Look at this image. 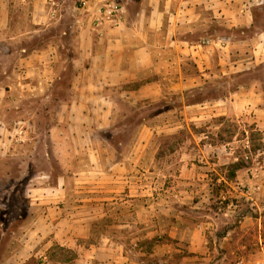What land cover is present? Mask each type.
<instances>
[{"label": "crops", "instance_id": "0c3cea01", "mask_svg": "<svg viewBox=\"0 0 264 264\" xmlns=\"http://www.w3.org/2000/svg\"><path fill=\"white\" fill-rule=\"evenodd\" d=\"M215 1L31 0L32 32H38V27L55 13L66 11L67 6L71 8L79 48L74 62L83 66L75 76L78 99L68 107L79 117L88 110L89 98L96 100V111L103 113L99 119L107 125L113 111L112 91L120 90V96L136 100L165 96L168 90L183 95L184 89L214 78L216 64L222 76L248 70L250 59L240 54L237 59H230L225 41L217 42L208 36V23L214 22L215 13L225 15L230 11V8L217 9ZM17 2L0 0V43L17 38L15 34L20 28ZM231 2L220 0L223 6L232 5ZM110 4L118 7L112 15H109ZM234 12L239 17L237 24L252 23L249 18L252 10L247 4L242 3ZM201 27H206V37L199 41L197 34ZM256 48L257 57L253 60H264L261 34ZM22 52L23 61L32 65L51 62L55 57L50 48L45 47L31 51L22 49ZM189 63L194 66L192 72L186 69ZM50 79L37 72L32 81L38 85L49 83ZM134 82L141 84L134 89L127 87ZM254 89V95L260 99L252 107L253 119L258 128L264 129V100L261 99L264 86ZM247 90L244 87L234 95L230 93L232 97L239 95L238 99L227 98L228 103L223 107L210 106L209 113L242 115L248 112L250 105L243 100ZM1 96L2 93L0 108ZM205 108L186 106L185 112L200 120V111ZM77 121L82 122L81 117ZM155 129L149 127L148 137L145 135L138 141L143 150L151 144ZM73 138L77 142L82 139ZM209 147L212 150L198 155V159L194 157L197 162L181 164L178 187L173 194L158 193L163 189L159 183L149 184L143 179L150 170L141 171L134 166L138 160L146 158V151L121 153L109 169L96 167L95 175L87 176L86 181L91 182L93 178L94 184L85 185L91 187L94 194L76 204V211H72L76 214H73L64 189L58 190L55 195L62 205L48 208L47 215L37 218L34 225L38 228L25 235L26 244L15 253L14 261L23 257L25 260L38 252L34 246L49 234L50 227L63 231L57 233V240L75 249L76 241L91 237L93 222L105 220L106 228L100 235L102 242L81 247L76 259L79 264H264V178L261 171L245 164L235 169L234 178L216 179L217 171L213 166L220 162L223 166L235 164L239 159L232 153H219L213 146ZM98 154L100 159L102 155ZM136 173L143 180H135ZM221 180L229 186L227 195L220 197L222 200L217 203L210 202L215 181ZM150 190L154 199L148 197ZM89 208H93V213L86 212Z\"/></svg>", "mask_w": 264, "mask_h": 264}, {"label": "rangeland", "instance_id": "374dc122", "mask_svg": "<svg viewBox=\"0 0 264 264\" xmlns=\"http://www.w3.org/2000/svg\"><path fill=\"white\" fill-rule=\"evenodd\" d=\"M242 3L252 10L251 24H237L239 17L234 9ZM231 4L223 6L220 0L215 1L217 9L230 8V11L225 15L215 13L214 22L208 23V36L217 42L225 41L230 59H237L239 54L250 59L246 72L222 76L216 64L214 78L184 89L183 95L168 90L165 96L136 100L120 96V90L112 91L113 111L105 125L99 119L103 113L96 111V100L89 98L88 110L79 117L68 107L78 99L75 76L83 66L74 62L79 48L71 8L67 6L66 11H61L63 14L55 13L38 27V32H32L31 0H18L20 28L15 34L17 38L0 43V93L3 94L0 108V263L79 264L76 259L81 247L102 242L100 235L106 228L105 220L102 223L92 221L91 237L76 241L75 249L57 240V233L63 231L50 227L49 234L34 246L38 252L25 260L19 258L17 262L14 258L26 244L25 235L38 228L34 225L37 218L47 215L48 208L62 205L55 195L58 190L64 189L63 194L71 205L70 212L76 214L72 212L76 211L74 206L94 194L91 187H85L94 184L93 178L86 182L87 176H94L96 167L109 169L121 153L146 151V158L136 159L138 162L134 166L141 171L150 170L143 179L149 184L159 183L163 189L158 193L162 194L174 193L181 164L197 162L198 155L212 150L210 145L219 153H232L239 159L235 164L223 166L220 162L213 166L217 171L216 179H232L238 164L259 169L264 178V129L254 123L252 108L260 99L254 95V88L264 86V60H253L257 57L259 34L263 35L264 42V0H232ZM204 29L206 27L199 29L197 40L206 37ZM44 47L50 48L55 56L51 62L32 65L23 61L22 49L31 51ZM186 69L195 70L190 63ZM37 72L51 78L49 83L36 85L32 79ZM140 84L134 82L127 87L134 89ZM244 87L248 89L243 99L250 105L248 112L242 115L209 113L210 106L219 108L228 103L227 98L238 99V94L237 97L232 95ZM261 99L264 100V96ZM192 105L207 107L200 111V120L189 111L185 112L186 106ZM80 117L82 122L77 121ZM149 127L156 129L151 144L143 150L138 141L145 135L148 137ZM75 136L83 140L77 142ZM98 153L102 155L100 159ZM140 177L136 173L135 180ZM228 187L225 180L215 181L209 201L222 200L220 197H226ZM148 194L154 199L153 191ZM91 210L93 208L86 212ZM65 249L74 253L76 259L67 261L71 254Z\"/></svg>", "mask_w": 264, "mask_h": 264}, {"label": "trees", "instance_id": "16d2710c", "mask_svg": "<svg viewBox=\"0 0 264 264\" xmlns=\"http://www.w3.org/2000/svg\"><path fill=\"white\" fill-rule=\"evenodd\" d=\"M239 167H241L240 164L236 165V168H239ZM234 176H235V173H232V178H234ZM57 248H59V249H64L63 247H57ZM65 250H66L69 254H71V256L69 257V259H67V261H69V260H75V259H76V255H74V253L72 254L71 251L68 250V249H65Z\"/></svg>", "mask_w": 264, "mask_h": 264}, {"label": "built area", "instance_id": "2783aa9c", "mask_svg": "<svg viewBox=\"0 0 264 264\" xmlns=\"http://www.w3.org/2000/svg\"><path fill=\"white\" fill-rule=\"evenodd\" d=\"M110 5L111 6H109L110 7L109 15H112L118 9V7L113 4Z\"/></svg>", "mask_w": 264, "mask_h": 264}]
</instances>
